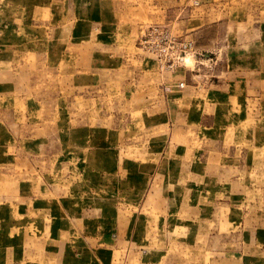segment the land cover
<instances>
[{
  "label": "crops",
  "instance_id": "crops-1",
  "mask_svg": "<svg viewBox=\"0 0 264 264\" xmlns=\"http://www.w3.org/2000/svg\"><path fill=\"white\" fill-rule=\"evenodd\" d=\"M62 19L59 18V21H67ZM243 24L247 30H237L232 46L238 52L235 59L241 70L236 67L233 72L221 73L225 76L222 84L214 85V82L199 89L192 85L201 83L205 76L194 74V68L187 69L181 65L173 71H162L155 57L140 48L153 61H147L141 53L126 56L124 51L115 47H112L115 55L111 58L109 54L113 50L109 47L104 53L93 52L90 70L84 71L78 68L81 62H78L77 53L65 56L63 61L59 53L54 57V61L60 62L58 68L64 79L69 76L78 84L85 77L88 84L102 83L107 94L110 95L111 89L115 91L116 110L153 114L156 116L154 125L166 129L162 137L154 141L156 150L147 152L143 149L133 154L137 158L129 157L131 159L126 162L114 152L121 140L119 133L102 135L96 140L93 138L92 143L98 144V148L96 152L87 154V158H91L96 165V175L112 177L102 178L103 185L107 181V189L119 180L115 176L119 177L121 173L137 184L140 179L145 186L143 178L149 177V190L153 191L155 186L157 199L151 200V204L145 200L142 208L145 207L143 213L146 215L142 217L139 213L138 221H150L152 218L157 230L161 226H158L161 222L159 215L169 206L170 199L159 188V175L166 173L167 179L173 182L181 171V175H186L187 182L194 185L195 181L198 182L196 178L203 182L195 184L197 189L187 190V196L189 193L192 195V203L182 199L178 203L179 208L186 204L188 209L181 211V215L172 212L171 219L174 221H169L168 229L155 233L156 239L161 238L159 241L164 238L173 240L174 247L169 255L165 258L162 255L160 259L155 248L152 264H184L183 261L186 264H207L211 261L214 264H224L225 261L229 264H264V43L243 41L246 40V32H253L248 23ZM111 68L114 71L102 72ZM11 75H8L10 81H0V108L5 98L10 123H14L12 115L16 116L15 101L19 88ZM181 84L184 88L180 90L178 86ZM167 88L170 91L166 93L164 89ZM74 94L77 105L80 103L81 106L77 90ZM39 105L44 113H48L45 119L50 121L55 105ZM34 106L35 103L32 104ZM57 112L60 113V120L66 122L63 117L67 112L66 106L58 107ZM0 123V264H99L96 255L109 258V250L102 253L97 247L77 254L71 248V242L75 240L73 245L85 239L97 245L102 238L100 233L89 232L93 224L101 222L107 226L111 220L118 219L116 211H112L113 205L90 199L88 208L91 211L94 203L93 212L96 215L84 217L82 195L77 187L73 188L76 189L73 195L80 206L79 211L76 205L69 212L65 196L52 201L49 188L46 190L43 185L14 182L11 164L15 159L12 153L15 140L12 131L16 129ZM82 143L83 139L78 143L76 141L75 150L81 151ZM43 180L50 186V178L44 175ZM198 186L203 189L199 190ZM180 191L182 193L184 189ZM192 193L198 197L196 201ZM175 194L177 189L171 187L172 202L175 201ZM227 198L230 199L228 203ZM244 205L249 207L246 212L241 210ZM149 209L151 212H148ZM100 210L102 217L107 219L97 217ZM67 213L70 215L67 216ZM228 224L234 225L236 231L228 232ZM134 235L130 233L127 238ZM138 237L139 240L145 238L142 233ZM57 249L62 260L55 259ZM143 256L147 257L148 252ZM168 256L171 259L167 263L164 260ZM215 256L223 259L217 260ZM105 264L113 263L106 259Z\"/></svg>",
  "mask_w": 264,
  "mask_h": 264
},
{
  "label": "rangeland",
  "instance_id": "rangeland-1",
  "mask_svg": "<svg viewBox=\"0 0 264 264\" xmlns=\"http://www.w3.org/2000/svg\"><path fill=\"white\" fill-rule=\"evenodd\" d=\"M59 18L67 21H59ZM243 22L248 23V28L253 31L246 32V40L243 41L264 43V0H0V81H10L8 75L13 74L12 79L19 88L15 101L17 112H13L16 116L11 113L14 123H10L5 98L1 102L3 107L0 108V122L16 129L12 131L15 140V149L12 150L15 159L11 164L14 182L43 185L46 190L50 189L48 194L52 201L65 196L69 212L76 205L79 211L80 206L76 204L73 195L76 190L73 188L77 187L84 205L82 216L92 218L96 215L93 212L94 203L92 212L88 208L90 199H98L100 203L109 202L113 205L112 211L114 209L118 216V219L111 220L107 226L101 222L93 224L88 232L100 233L102 238L97 245L94 246L91 240L85 239L73 245L75 240L72 241L71 248L75 249V253L81 254L84 249L96 247L102 253L109 250V258L102 254L95 256L99 264H105L106 259L113 264H140L141 259L142 264H152L155 261V248L159 259L162 255L165 258L171 253L174 242L165 238L159 241L161 238L156 239L155 233L168 229V224L173 220L172 212L181 215V211L188 209L186 204L179 208L178 203L181 199L192 203L191 193L187 196L186 192L188 189H197L195 184L201 181L196 178L198 182L195 181L193 185L186 181V175H181V171L173 182L167 179L166 173L159 175V188L170 199L169 206L159 215L161 222L158 226H161L157 230L152 218L150 221H138L139 213L142 217L146 215L143 213L145 207L142 208L145 200H149L148 203L151 204V200L157 199L155 186L152 187L153 191L149 190V177L143 178L146 186L149 185L146 189L140 179L137 184L121 173L119 177L115 176L119 180L107 189V181L106 186L103 185L102 178L105 180L112 177L96 175V165L91 162V158H87V154L96 152L98 148V144L92 143L93 138L96 140L102 135L119 133L123 141L120 140L114 152L126 162L127 159L137 158L133 154L143 149L147 152L156 150L154 141L162 137L166 129L154 125L153 119L156 116L153 114L116 110L115 91L111 89L110 95L107 94L102 83L88 84L85 77L78 84L73 78L69 79V76L67 80L64 79L58 68L60 62L54 61V57L59 53L63 61L65 56L77 53L78 62H81L78 68L89 71L93 52L104 53L109 47L111 50L115 47L124 51L126 56L141 53L150 62L153 58L139 49V41L147 27L159 25L193 43L192 52L195 55H188L183 67L194 68V74L205 76L201 83L192 85L199 89L214 82V85L222 84L225 76H221V73L233 72L236 67L241 70L235 59L238 52L232 46L237 30H247ZM113 51L109 54L111 58L115 55ZM68 65L67 63V67ZM257 68L260 69V66L257 65ZM107 71L114 69L102 72ZM217 76L220 78H215ZM178 88L181 90L184 87L179 85ZM74 90H77L81 106L75 101L77 97ZM164 91L167 93L170 89ZM60 101L62 102L59 103ZM33 103L36 104L34 108ZM39 104L45 107L55 105V113L50 115V121L45 119L48 113H44ZM60 106H66L67 112L63 114L66 122L60 120V113L57 112ZM60 122L61 125H57ZM80 139L84 143L80 147L81 151H78L74 144ZM44 175L45 178H50V186L47 182L45 183L48 185L44 184ZM171 187L177 189L173 202L170 197ZM183 189L182 195L180 190ZM198 189L203 188L198 186ZM196 199L198 197L194 195L193 200ZM229 200L226 199L227 203ZM248 209L244 205L241 210L246 212ZM102 214L100 210L97 217L106 218ZM233 226L227 225L228 232L236 231ZM140 230L139 233L144 235L145 240L138 239ZM130 233L134 237L127 238ZM117 235H120L119 239ZM147 252L148 256L144 258L143 255ZM54 254H57L55 259L62 260L58 256V249ZM171 256L164 261L168 263ZM215 259L223 258L215 256ZM207 264H214V261Z\"/></svg>",
  "mask_w": 264,
  "mask_h": 264
},
{
  "label": "built area",
  "instance_id": "built-area-1",
  "mask_svg": "<svg viewBox=\"0 0 264 264\" xmlns=\"http://www.w3.org/2000/svg\"><path fill=\"white\" fill-rule=\"evenodd\" d=\"M139 48L155 57L162 71H173L183 65L188 55H195L191 41L183 40L159 25H150L144 30Z\"/></svg>",
  "mask_w": 264,
  "mask_h": 264
}]
</instances>
